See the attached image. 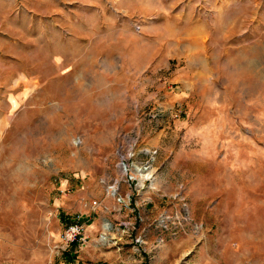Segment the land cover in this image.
<instances>
[{
	"label": "rangeland",
	"instance_id": "374dc122",
	"mask_svg": "<svg viewBox=\"0 0 264 264\" xmlns=\"http://www.w3.org/2000/svg\"><path fill=\"white\" fill-rule=\"evenodd\" d=\"M0 264H264V0H0Z\"/></svg>",
	"mask_w": 264,
	"mask_h": 264
},
{
	"label": "built area",
	"instance_id": "2783aa9c",
	"mask_svg": "<svg viewBox=\"0 0 264 264\" xmlns=\"http://www.w3.org/2000/svg\"><path fill=\"white\" fill-rule=\"evenodd\" d=\"M136 142L137 137H134V140L130 143H120L117 147L119 167L122 174L130 175L127 177L128 181L137 178V175H139L143 181L149 180L153 175L152 161L154 160L156 150L148 146L136 145ZM131 172H136L137 174L133 175ZM119 185L120 180L114 178L107 182V190L113 194H117ZM117 199L119 202L124 201L122 196H118ZM165 217L166 216L163 215L160 220H164ZM82 222L81 216L78 214L74 216L73 220L68 221L61 232L62 242L68 245L74 242L78 244L80 240H83L84 237H82V235L84 227ZM136 240L141 241L140 239Z\"/></svg>",
	"mask_w": 264,
	"mask_h": 264
},
{
	"label": "bare ground",
	"instance_id": "6f19581e",
	"mask_svg": "<svg viewBox=\"0 0 264 264\" xmlns=\"http://www.w3.org/2000/svg\"><path fill=\"white\" fill-rule=\"evenodd\" d=\"M108 225H109V224L105 222V223L103 224V228H104V229H109V226H108Z\"/></svg>",
	"mask_w": 264,
	"mask_h": 264
},
{
	"label": "trees",
	"instance_id": "16d2710c",
	"mask_svg": "<svg viewBox=\"0 0 264 264\" xmlns=\"http://www.w3.org/2000/svg\"><path fill=\"white\" fill-rule=\"evenodd\" d=\"M77 245V242H74V243H72L71 244V247H74V246H76ZM69 254V253H68Z\"/></svg>",
	"mask_w": 264,
	"mask_h": 264
}]
</instances>
